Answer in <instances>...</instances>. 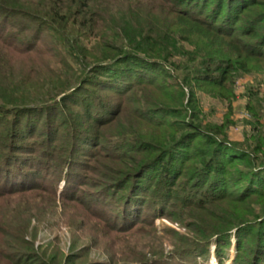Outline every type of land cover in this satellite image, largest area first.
<instances>
[{
  "label": "trees",
  "instance_id": "1",
  "mask_svg": "<svg viewBox=\"0 0 264 264\" xmlns=\"http://www.w3.org/2000/svg\"><path fill=\"white\" fill-rule=\"evenodd\" d=\"M37 1L32 14L0 0V199L49 191L56 205L64 184L73 214L90 187L101 228H185L147 264H264L263 108L251 96L243 144L229 141L231 120L208 125L190 110L194 88L232 99L239 78L264 72V0ZM17 17L36 23L31 44L12 38ZM21 243L0 258L83 264Z\"/></svg>",
  "mask_w": 264,
  "mask_h": 264
},
{
  "label": "rangeland",
  "instance_id": "2",
  "mask_svg": "<svg viewBox=\"0 0 264 264\" xmlns=\"http://www.w3.org/2000/svg\"><path fill=\"white\" fill-rule=\"evenodd\" d=\"M25 1L29 6L16 5V9L36 14L32 6L38 1ZM9 24H11L9 32L12 38L20 36V39L24 38L28 44H31L29 41L32 40V30L37 27L33 19L17 17L9 19ZM1 43L7 46L5 42ZM8 43L12 45L11 42ZM185 92V104L190 107V90L186 88ZM194 94L197 106H195L196 109L190 108V110L201 112L204 124L208 125H223L231 120L227 130L228 139L232 143L243 144L253 130L251 124L254 121L248 110L251 96H255L253 103L261 105L264 114V72L246 74L239 78L232 99L216 98L198 88H194ZM261 124H264V117L261 119ZM95 166H98V171H102L99 161H96ZM50 175L55 177L52 173ZM96 177L100 180L99 176L96 175ZM63 185L61 184L58 199L56 198L57 206L49 191L37 190L17 195L4 193L6 196L0 199L1 252L9 253L14 245L26 248L22 241L38 251H47L50 254L61 251L65 255H82L83 264H147L148 260L145 257L161 253L168 254L174 249L178 239L173 238L172 230L179 234L186 233L185 228L167 218L139 225L138 227L143 229L131 234L119 229L113 231L110 227L101 228L105 226L99 223V227L97 221L92 219L90 207L93 208V205L88 204L90 201L88 191L97 192V189L85 187L86 193L83 195L85 206L80 205L81 207L73 214H69L65 212L61 201ZM30 194H40L37 196L41 198L35 199L30 197ZM14 238H20V241ZM231 256L233 259V251ZM231 262L232 260L227 264ZM0 264L7 263L0 258ZM210 264L218 263L215 258H212Z\"/></svg>",
  "mask_w": 264,
  "mask_h": 264
}]
</instances>
